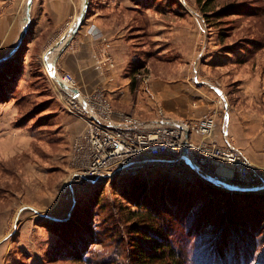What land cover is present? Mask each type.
Here are the masks:
<instances>
[{
	"label": "rangeland",
	"instance_id": "374dc122",
	"mask_svg": "<svg viewBox=\"0 0 264 264\" xmlns=\"http://www.w3.org/2000/svg\"><path fill=\"white\" fill-rule=\"evenodd\" d=\"M198 1L126 0L132 3L139 26V51L131 74L136 84L129 100L114 101L113 106L144 121L154 120L142 118L150 112L137 106V90L144 92L154 78H189L212 98L205 104L206 111H217L219 119L234 112L244 126L247 121L257 125L255 135L264 136V0ZM203 2H207L205 10ZM28 56L22 64L19 61L17 73H0V264H136L127 250L128 210L136 208L118 191L129 187L132 176L181 187L216 177L202 170L200 175L187 162L191 170L163 164L110 181H80L75 176L72 144L81 132H74L79 123L85 127L84 118L66 107L64 90L36 50ZM220 98L224 109L219 107ZM158 109L151 114L164 115ZM227 137L235 145L232 134ZM254 164L264 177V166ZM254 191L264 194V189ZM210 197L197 199L192 208L214 199ZM226 206L223 203L213 214L218 218ZM200 210L202 206L195 216ZM175 215L179 218L173 242L188 251L191 264H196L194 255L202 260L213 233L206 230L195 236L186 230L195 218ZM255 223L258 232L250 229V237L244 236L237 248L244 256L257 257L250 264L257 259L264 264V217Z\"/></svg>",
	"mask_w": 264,
	"mask_h": 264
},
{
	"label": "crops",
	"instance_id": "0c3cea01",
	"mask_svg": "<svg viewBox=\"0 0 264 264\" xmlns=\"http://www.w3.org/2000/svg\"><path fill=\"white\" fill-rule=\"evenodd\" d=\"M29 1L0 0V58L9 56L4 61H14L20 56L18 49L24 41L20 51L23 59L15 63L22 64L24 57L28 58L33 50L45 62V53L57 45L49 60L51 67L58 73H70L81 93L102 88L110 95L112 104L114 101L129 100L132 68L139 51L138 18L131 10L132 3L126 0H89L82 24L71 33L83 11L84 0H31L27 23L26 6ZM26 25L25 36L17 45ZM203 90L189 78H154L144 92L137 90V106L150 112L149 116L142 117L146 120L158 117L151 114L156 106L171 120L196 118L206 111L205 104L212 99ZM235 114L228 111L223 119L218 116L210 139L224 143L226 136L222 125L226 123V133L232 134L235 145L251 161L264 166V136L255 135V123L247 121L244 126ZM83 127L79 123L74 132L82 131ZM189 138L198 141L201 136L192 131Z\"/></svg>",
	"mask_w": 264,
	"mask_h": 264
},
{
	"label": "built area",
	"instance_id": "2783aa9c",
	"mask_svg": "<svg viewBox=\"0 0 264 264\" xmlns=\"http://www.w3.org/2000/svg\"><path fill=\"white\" fill-rule=\"evenodd\" d=\"M58 74L68 81L61 80L69 88H78L70 73ZM63 90L66 107L83 117L85 122L84 129L76 135L72 144L75 176L80 181H110L116 176L134 175L144 168L163 164L179 167L182 171L184 167L191 170L185 159L187 157L203 172L221 174L219 170L229 169L232 176L243 182H264L259 171L261 168L251 163L228 140L226 123L222 125L227 140L224 144L208 140L219 115L217 111H206L196 119L171 120L161 115L144 121L132 113L116 109L102 88L76 94ZM218 102L223 108V98ZM192 131H197L201 139H190ZM183 146L186 147V154L182 153Z\"/></svg>",
	"mask_w": 264,
	"mask_h": 264
},
{
	"label": "trees",
	"instance_id": "16d2710c",
	"mask_svg": "<svg viewBox=\"0 0 264 264\" xmlns=\"http://www.w3.org/2000/svg\"><path fill=\"white\" fill-rule=\"evenodd\" d=\"M201 7L205 10L207 2L201 3ZM23 42L18 49L19 53ZM19 58L21 57H16L14 61H4L0 65L3 67L0 73H17L19 65L15 62ZM135 83L134 77L132 85ZM118 193L136 208L128 210L130 246L127 249L128 258L136 264H191L189 252L173 242L176 218H179L175 213L186 220L195 218V221L186 225V230L194 232L195 236L206 230L213 233L207 242L209 249L201 254L202 260L198 261L196 254L194 255L196 264H246V260L250 264V260L254 259L255 262L257 258L252 259L249 254L248 259L249 255H242V249L237 247L243 244L244 236L250 237V229L254 228L258 232L255 222L261 216L264 217V194H259L260 192L221 189L203 179L196 184L181 187L163 180L148 181L140 176H132L129 187ZM209 197L214 199L204 200L192 208L197 199ZM223 203L227 205L226 211L218 212L217 218L213 212L220 210ZM201 206L202 210L195 216V211ZM210 223L214 224L210 226ZM252 243L251 241L250 244ZM76 256L79 258L77 254ZM253 264H260V261L257 259Z\"/></svg>",
	"mask_w": 264,
	"mask_h": 264
},
{
	"label": "water",
	"instance_id": "95a60500",
	"mask_svg": "<svg viewBox=\"0 0 264 264\" xmlns=\"http://www.w3.org/2000/svg\"><path fill=\"white\" fill-rule=\"evenodd\" d=\"M32 5V1L30 0L28 3H27V6H26V18H27V23H29V9ZM89 5V0H84L83 1V11L81 12V14L79 15L77 21H76V24L73 26V28L70 30L71 33H74L76 31V29L82 24L83 22V19L85 17V13H84V10L88 7ZM27 26L26 25L24 27V30L22 31L20 37H19V40H18V43L17 45H19L24 36H25V33H26V29H27ZM61 43V42H60ZM57 45L55 46H52L46 53H45V63H46V66L48 68V71L50 72V74L52 75V77L57 81L58 85L62 88V89H66V90H71L74 94L78 93L79 92V89L78 88H69L66 84H64L58 77H56L55 73L53 72L52 70V67H51V62H49V60L47 59V55L51 52L54 51V49L56 48ZM9 56H5V57H2L0 58V62L6 60ZM182 153L183 154H186L187 153V150H186V147L183 146L182 147ZM186 161L188 163H190L192 165V167L199 172V174H203L201 172V169H199L189 158L185 157ZM205 173V172H204ZM213 174L216 178H213V177H207L208 180H210L211 183H213L215 186L217 187H222L224 189H246V190H250V191H254V190H258V189H264V182H258V183H253V184H249V183H246V182H243L241 181L239 178H237L236 176H232V175H225V174ZM258 185V186H257Z\"/></svg>",
	"mask_w": 264,
	"mask_h": 264
},
{
	"label": "bare ground",
	"instance_id": "6f19581e",
	"mask_svg": "<svg viewBox=\"0 0 264 264\" xmlns=\"http://www.w3.org/2000/svg\"><path fill=\"white\" fill-rule=\"evenodd\" d=\"M52 53V52H51ZM50 53V55H48V60H51V58H52V54ZM50 62V61H49ZM54 72V71H53ZM54 73H56V72H54ZM60 79V78H59ZM60 80H62V81H65V82H67L68 83V81H66V80H64V79H60ZM229 135V134H228ZM245 156V155H244ZM247 157V156H246ZM248 158V157H247ZM249 159V158H248ZM249 161L252 163V161L249 159Z\"/></svg>",
	"mask_w": 264,
	"mask_h": 264
}]
</instances>
